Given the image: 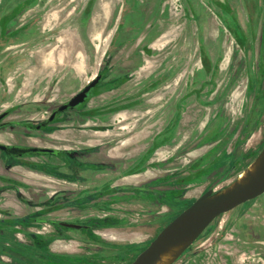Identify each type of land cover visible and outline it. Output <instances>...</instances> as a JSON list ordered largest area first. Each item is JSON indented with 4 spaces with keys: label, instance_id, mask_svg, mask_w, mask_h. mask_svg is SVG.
Returning a JSON list of instances; mask_svg holds the SVG:
<instances>
[{
    "label": "rangeland",
    "instance_id": "rangeland-1",
    "mask_svg": "<svg viewBox=\"0 0 264 264\" xmlns=\"http://www.w3.org/2000/svg\"><path fill=\"white\" fill-rule=\"evenodd\" d=\"M89 1L29 5L22 18H41L39 57L47 71L31 78L26 66L15 87L9 78L0 82V111L13 110L5 120L35 125L97 69L131 68L139 55L142 68L112 72L104 83L122 73L125 81L46 129H0L4 141L64 150L59 158L33 154L25 162L0 153V219L59 236L48 244L54 255L148 243L203 192L226 187L264 144V0H222L231 14L214 0ZM122 6L123 20L134 7L148 18L131 19L119 31ZM160 11L171 18H154ZM201 50L210 72L201 66ZM71 63L82 67L74 72L76 86L63 79ZM56 75L60 81L49 85ZM111 106L120 109L89 115ZM123 184L147 191L97 194ZM121 219L125 224L98 233L104 221ZM52 220L89 227L64 230ZM171 264H264V193L216 217Z\"/></svg>",
    "mask_w": 264,
    "mask_h": 264
},
{
    "label": "flooded vegetation",
    "instance_id": "flooded-vegetation-1",
    "mask_svg": "<svg viewBox=\"0 0 264 264\" xmlns=\"http://www.w3.org/2000/svg\"><path fill=\"white\" fill-rule=\"evenodd\" d=\"M35 1L36 0H0V71L3 72L0 75V82L1 83H2V81L6 82V79L9 78L8 80H10L12 82V86L15 87L17 84L16 83L17 81L21 82V77H22L21 72H23L24 67H26V66L32 67L35 65H39V61L41 59L39 56L41 55L40 51L42 50V46L39 44H43L42 43L43 42V32L40 29V25H39L41 18H22L24 15V12L27 10L26 8L29 5H33L35 3ZM91 2H92V0L89 1L88 5H90ZM214 4L220 10L224 11L225 13H229V14L232 13V8L230 7L229 2H224L222 0H214ZM124 10H125V8H124V6H122L120 9V12L118 14V18H116L117 19L116 29L119 30L121 28V30H119V31H123L124 27L126 26L127 23H129L131 21V19H136V21H138L139 23H144L145 19L148 18V16H146V15L137 14V13H139V11L135 10V7H134V10H130V14H129L128 18L123 20L122 15L124 13ZM134 15H136L137 18L134 17ZM154 18H171V16L169 14L167 16H165L160 11L159 13L158 12L155 13ZM128 26H130V25H128ZM233 36L236 38V40L238 41V44L240 46L244 45L243 39L238 36L236 31H233ZM151 42H153V39L150 41V43ZM145 49L146 48L141 49L140 53H142V52L145 53L146 52ZM138 56L139 55L137 54V56H135L133 58V60H135V61L131 63V64H133L131 66V68H127V67L118 68V67H116L117 69H113V68H109L106 65H103L101 68L97 69L94 74H91L89 76L88 80L81 87H79L77 90H75L68 98H66L65 100L60 102V104L56 105L54 108H52L50 111H48L47 117L35 125L28 124V123H21L19 121H14V120H5L7 118V116H9L13 112V110L12 109H4V110L0 111V129L7 126V125H10V124H12V125L18 124L21 126L22 129L23 128L34 129L36 131H42V130L46 129L49 125H52L60 117H62L65 112L70 111V110H74V109H81L82 106L87 104V102L90 101L91 99L101 95L104 92L110 91L113 86H118L119 84L123 83L125 81L124 77H126V74L122 73V74H120V78H117L115 83L110 85L108 83L107 84L104 83V81L108 75L113 77V76H116L118 71H121V72L122 71H128V70L130 72L134 71V70H136L134 67V66H136V64L138 65V68H140V67L142 68V65L139 66V63H140L139 60L140 59ZM203 60H206L207 65H204ZM200 63H201L202 68L205 70V72H210V70H211L210 60H209L208 56L205 54V52L202 50H201ZM112 72H116V74H113ZM98 75L100 76L98 82L91 88L89 95L85 99L84 102L75 106L74 108H67V109L57 113L51 122L46 123V124H42L55 109H57L60 105L67 102L73 95H75L77 92H79L82 88H84L91 80L96 78ZM57 76L58 75L55 76V79L53 78L54 76L51 77L49 85H51L54 82L57 83L60 81V78ZM63 79L68 84L74 83V86H76V84H77L76 80H75V75L70 70H67L66 72H64ZM155 82L156 81H152L150 85H155ZM139 98H140L139 96H136L135 100H137ZM132 102H134V101H132ZM119 109L120 108L118 106H111L109 108V110H106L103 112H100V111L98 112V111L92 110L89 113V115L90 116H96L97 114H100V115L111 114L112 115V114L118 112ZM83 113H86V112L83 111ZM37 125H40V127L37 128L36 127ZM6 140L7 141H4V139L3 140L0 139V143L6 144L9 146H15V147L39 146V145H35V144H28V143H25L22 141H14L13 139H6ZM41 147H47V146H41ZM152 147L155 148L156 143H153ZM48 148H53V147H48ZM53 149H54V152H52V153H27V154H23V155H19V154H15V153H8L7 151L0 149V153H1V155H3V157L8 158L11 161L15 160V162H18V161L25 162L26 161L25 159L28 156H31L33 154H39V155L49 154V155H52L56 158H59L64 153L63 149H56V148H53ZM11 161H9V162H11ZM64 163H65V160H64ZM249 164H247L237 174V176ZM90 167H91V165H90ZM68 181H71V179ZM71 182H73V181H71ZM141 189L147 191L146 188H144V187L142 188L141 186H136L134 184H123V185H118V186L116 185V186H111V187L107 186L104 190L97 192V194L103 195V194H107L108 192H112V191H115V192H117V191L135 192V191H139ZM23 199H24V202H26V200H25L26 198H23ZM189 205H187V206H189ZM222 214L223 213H221L219 216H221ZM60 222L75 223V222L62 221V220H58V221L52 220L50 223H53L58 228H61L64 230H73V229L78 230V229H86V228L88 229V227H89V226H86V225L80 224V223H75V224H80L81 225L80 228L66 227V226L61 225ZM168 223H166L165 225H167ZM0 224L5 225L10 229L18 230L16 232H14V236H15L17 242L22 244V245H25L27 247H37L39 244L40 245L42 244L41 246H38L39 247L38 249L42 250V252L36 253V255L38 257L47 258V260H55L56 259V260H63V261H67V262H75V261H80V260H84L87 258H90V259L95 258L97 264H102L100 261H101V259L105 258V259L109 260V262H112L109 264H129L152 241V239H154L156 237L155 236L148 243H145V244L144 243H136V244H129V245H121V246H117V247L114 246L110 249L108 248L106 250L95 252L92 254H81V255L60 254V255H54V254L50 253V249L48 247L49 246L48 244L49 243L51 244L54 240L59 238V236L54 235V234H50V233L32 232V231L23 230L18 225V222L14 221V219H0ZM123 224H125V221L123 219L118 220L117 222H111V220H106L102 223V225L97 227L100 229L98 231V233H100L101 235L104 236L106 234L105 233L106 230H108V229L111 230L112 228H115L118 225H123ZM101 228H104V229H101ZM105 228H107V229H105ZM27 232L33 233L35 235H44L45 238L36 237L35 241L31 242L30 239L26 238V236L24 235ZM20 234H23L25 236V238L30 241V244H25V243L21 242ZM122 248H125L127 250L126 251L127 253L121 252L120 250ZM97 254H99V255L97 256ZM4 257L9 259V261L7 262L6 260H3ZM124 259H125V261L123 263H121V261ZM0 264H14V263L12 262V260L9 256L1 254L0 255ZM104 264H108V263H104Z\"/></svg>",
    "mask_w": 264,
    "mask_h": 264
},
{
    "label": "water",
    "instance_id": "water-1",
    "mask_svg": "<svg viewBox=\"0 0 264 264\" xmlns=\"http://www.w3.org/2000/svg\"><path fill=\"white\" fill-rule=\"evenodd\" d=\"M100 76L91 80L84 88L73 95L67 102L55 109L42 123L51 122L55 115L67 108H74L88 97L91 88ZM37 128L40 125L36 126ZM0 149L19 155L27 153H52L53 148L41 146H9L0 143ZM253 168L246 177L235 184L214 192L208 189L197 197L189 206L165 225L154 239L129 264H155L164 254H170L165 264L173 263L187 249L203 230L221 213L227 212L237 205L251 200L264 193V145L251 162ZM61 225L80 228V224L60 222Z\"/></svg>",
    "mask_w": 264,
    "mask_h": 264
},
{
    "label": "trees",
    "instance_id": "trees-1",
    "mask_svg": "<svg viewBox=\"0 0 264 264\" xmlns=\"http://www.w3.org/2000/svg\"><path fill=\"white\" fill-rule=\"evenodd\" d=\"M204 65H207L206 60H203ZM13 230L5 225L0 224V255L4 254L11 258L14 264H97L95 258H87L75 262H67L63 260H47V258H41L36 255L37 252H42L37 247H27L17 242ZM26 238L30 239L31 242L35 241V238H45L44 235H35L27 232L24 234ZM8 243V244H7ZM134 249V248H133ZM47 251V250H46ZM121 252L127 253L125 248L120 250ZM99 254H97L98 256Z\"/></svg>",
    "mask_w": 264,
    "mask_h": 264
},
{
    "label": "bare ground",
    "instance_id": "bare-ground-1",
    "mask_svg": "<svg viewBox=\"0 0 264 264\" xmlns=\"http://www.w3.org/2000/svg\"><path fill=\"white\" fill-rule=\"evenodd\" d=\"M253 168V164L250 163L231 183L227 186L232 188L235 184L240 183ZM170 258V254L162 255L155 264H165V262Z\"/></svg>",
    "mask_w": 264,
    "mask_h": 264
},
{
    "label": "crops",
    "instance_id": "crops-1",
    "mask_svg": "<svg viewBox=\"0 0 264 264\" xmlns=\"http://www.w3.org/2000/svg\"><path fill=\"white\" fill-rule=\"evenodd\" d=\"M56 69V68H55ZM59 69H61V67H59ZM68 69L74 74V72H81L82 67H80V64H76V63H71L68 66ZM30 71H31V78H34L38 75V73H44L45 71H47V69L45 68V66L42 64L41 60L39 61V66L35 65L30 67ZM66 71V70H65Z\"/></svg>",
    "mask_w": 264,
    "mask_h": 264
}]
</instances>
